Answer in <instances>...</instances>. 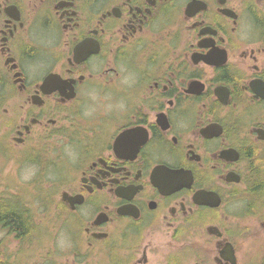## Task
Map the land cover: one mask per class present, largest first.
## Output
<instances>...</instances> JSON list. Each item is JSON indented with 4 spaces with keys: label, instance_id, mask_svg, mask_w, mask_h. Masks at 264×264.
<instances>
[{
    "label": "flooded vegetation",
    "instance_id": "obj_1",
    "mask_svg": "<svg viewBox=\"0 0 264 264\" xmlns=\"http://www.w3.org/2000/svg\"><path fill=\"white\" fill-rule=\"evenodd\" d=\"M0 111L71 264H264V0H0Z\"/></svg>",
    "mask_w": 264,
    "mask_h": 264
},
{
    "label": "rangeland",
    "instance_id": "obj_2",
    "mask_svg": "<svg viewBox=\"0 0 264 264\" xmlns=\"http://www.w3.org/2000/svg\"><path fill=\"white\" fill-rule=\"evenodd\" d=\"M17 152L23 154L26 151L21 148ZM36 155L39 160L42 159L40 153L36 152L34 156ZM42 161H38V165H33L34 163L24 157H19L16 149L10 147L3 137L0 118V195L8 196L17 192L19 203L24 204V207L31 211L32 217L39 226V233L26 243L12 239L0 226V257L14 264H71L73 249L69 247L67 240V234H71L66 233V228L60 220L55 202L59 194L57 190L52 189L50 193L51 199H55L54 203L46 205L45 202L46 193H49L51 187L48 188L47 180L42 179V171H44ZM48 176L50 179L51 175ZM77 257L81 258V256H74L77 264L83 261L86 264H96L90 258L79 260L78 263Z\"/></svg>",
    "mask_w": 264,
    "mask_h": 264
},
{
    "label": "trees",
    "instance_id": "obj_3",
    "mask_svg": "<svg viewBox=\"0 0 264 264\" xmlns=\"http://www.w3.org/2000/svg\"><path fill=\"white\" fill-rule=\"evenodd\" d=\"M5 202V201H4ZM28 209V208H27ZM0 222L14 228L18 232V240H27L31 230L39 229L31 211L17 202L14 207L0 204ZM0 264H11L6 258L0 257Z\"/></svg>",
    "mask_w": 264,
    "mask_h": 264
}]
</instances>
